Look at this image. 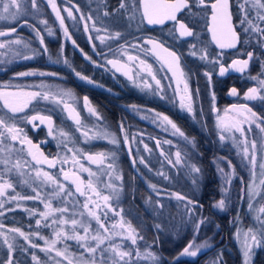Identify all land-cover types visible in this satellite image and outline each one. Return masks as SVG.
Returning <instances> with one entry per match:
<instances>
[{
  "label": "snow or ice",
  "instance_id": "6c2138e0",
  "mask_svg": "<svg viewBox=\"0 0 264 264\" xmlns=\"http://www.w3.org/2000/svg\"><path fill=\"white\" fill-rule=\"evenodd\" d=\"M70 6H65L61 8L56 2V0H46V4L51 8L55 15L56 21L59 23V27L63 32L64 38L72 42L74 47H79L76 41L72 38L69 32L68 26L66 25V20L70 19L74 23L83 22V31L87 34V39L92 46L94 52L104 58L105 65H111L116 71H122L129 80L134 81L133 68L131 64L125 63L119 56H126L127 62L139 61V67L141 71L147 73L151 76L152 80L155 81L156 88L158 92L154 94L163 93L164 88L161 85L160 79H157L156 75L152 70V66L148 64L144 59H141L138 55H132L129 53L128 49H140L144 53L151 52L153 56L156 57L158 61H161L162 65L168 68V71L172 73V78L175 80L177 85V92L179 94L180 85L183 84V94L180 95L179 107L181 110L187 111L189 114L194 116L193 107V96L189 91L187 83V74L185 70L181 67V55L175 50L169 49L166 44L160 40L148 37L143 40L139 38L136 39L135 43H128L125 41L124 44L118 46V53H113V58H108V53L97 51L96 40H99L103 45L107 40H121L122 34L119 31H112L103 24H100L97 17L92 14H85L81 11L80 7L76 5L73 0H67ZM0 5H2V12H0V21H7L10 24L18 25V27H28L31 31L35 33L36 38L39 40V45L43 49V53H47L48 49L45 45L44 36L41 34V30L37 25H44L49 36H52L53 29L48 26L47 19L40 16L42 0H0ZM240 13L242 14L241 24H247L244 28L245 33H256L259 37L261 46L264 47V27L256 24L253 18L250 16L251 11H255L256 19L264 23V0H241L238 5ZM194 8L207 9L208 4L206 0H136L131 6L132 12L139 13L141 20L145 21L148 25H164L166 21H173L177 25L176 31L179 32V38L193 37L195 39L194 30L190 28L185 22L177 19V13L188 10L192 12ZM119 9L128 10V0H120ZM66 13L67 15H63ZM79 14L78 16L76 14ZM28 15L36 16V24L31 23L27 17ZM112 15L109 11L105 10L102 13L103 17H108ZM130 18H134L130 17ZM211 21L212 25L208 28V31L212 34V41L220 48L222 51L216 54L214 59H209V55L206 48L197 50L196 43H190L189 55L197 57L201 61H206L211 64L219 65V75L224 76L229 70H235L238 72H243L248 68L249 62L253 59V52L247 53V59H234L231 64L225 66L221 62V57L224 55L223 49H234L240 41L239 34L235 31L232 26V13L230 11L229 0H214L211 3ZM91 22V27L89 26ZM18 27H8L0 28V64L10 63L17 58L22 60L34 59L37 55L41 54L38 49L32 48V46L23 40L22 37L17 35ZM218 28L220 34L218 35ZM92 32H96L97 35L93 37ZM105 33L101 35L100 33ZM143 45H150V48H144ZM85 60L93 63L96 67H101L103 65L97 63L92 59L87 53L80 49ZM108 51L112 52V48L109 45ZM160 53L165 54L161 56ZM67 64V60L64 61ZM264 66V65H262ZM75 71V69H73ZM19 77L26 76H51L57 75L56 73L44 72V71H23L16 74ZM75 75L82 81L88 84H93L89 77L81 74L80 72H75ZM203 75L207 78L209 85L212 83V72L205 71ZM256 79V77H253ZM135 82V81H134ZM261 88L252 87L244 94L245 100H264V80L259 81ZM144 87L151 89V84L147 81L143 82ZM139 86V85H137ZM40 90L31 91H21L17 93H3L0 92V99H3L4 108L8 112L12 113L11 116L4 118L0 117V165L3 166V173L0 174V216H4L6 212L15 211L16 207H20L19 201L36 200L39 201L44 206L43 211H38L36 209H25L31 216H38L35 219L36 231L25 232L20 227H10L5 228L3 223H0V238H2L3 246L7 248V255L0 264H16L15 262V252L17 250V238H22L27 245L20 246V250L27 253L29 248L39 249L46 253L55 252L57 257H61V260L56 261V264H63V260H68V264H73V261L68 258L67 247L61 249L57 248L56 245L62 241L75 240L80 243V246L85 249L89 254V258L84 262V264H105L107 258L111 259V264H135L132 260L133 252L130 250L122 249L121 244L113 243L112 237L119 235L124 240H129L131 245H137V241L143 240L144 237L140 235L138 230L132 226L129 221L121 220L112 225L113 231L109 233L108 226L101 220V216L95 211L100 205L97 200L104 201V208L112 211L116 215H120L123 209L119 212L112 206L109 201L112 199H119L120 192L122 191V181L123 176L117 169V158L118 154L115 150L112 151H99V152H85L75 144L69 146L68 142L72 141V136L67 131H59V135L63 137L61 143L67 149L71 156L65 155L63 157L49 158L44 155L40 150V146L34 144L31 139L28 138L24 131V128L18 123L19 120H23L28 124H32L33 127H37L34 123L39 120L42 124L46 122L48 126V134L55 138L53 131V119L51 115L34 114L30 116L18 117L16 114L21 113L33 100L40 98L44 101H50L58 106H62V110L68 112L69 118L75 123L76 131L79 132L85 139L84 142L87 143L93 139H106L108 143L114 146V148L120 147V140L108 131H103L99 133L89 134L90 130L84 125L80 119V115L76 112L75 108L68 104V100L72 98V93L64 89H51L45 84L38 86ZM197 95H199V90H197ZM229 95L237 96L239 93L235 87L230 89ZM23 96L27 99L24 104L17 105L10 102L8 97ZM161 99L165 97L160 95ZM211 111L218 112L219 110L215 106V93H211ZM84 104L88 112L95 116L97 120L101 117L92 107H89V101L87 97H84ZM135 107V106H133ZM232 109L238 110L239 115L242 119L233 120L231 123H225L220 117H217L216 127L218 129V139L221 143L228 140L232 141L234 147L237 148V154L241 156V160L244 166L248 168L250 179L248 182L241 179V183L244 187L241 189L247 198L248 210L249 212L255 213V218L259 222V228H248L242 234L237 232V237L240 238L242 235V248L244 254V264H249L251 254L254 248L264 247V139L257 140L254 137H250L249 133L253 132V125L255 128L259 129L260 133H264V118L257 115L252 108L248 105H232ZM152 111V110H149ZM226 112L229 110H225ZM148 118V117H142ZM152 122L157 124V127H161L164 131H169L171 129V135L183 138V140L194 149L196 147L194 139H190L185 135V133L174 123L167 115H162L161 113H155L152 117ZM244 124L248 127L245 128ZM121 131L124 130V125L121 124ZM240 133V137H236L234 133ZM137 136H143L142 133L132 136L131 138L125 133L123 137V143L127 146L128 154L131 158L132 166L135 168L137 163L143 165L149 171H152L149 166L148 159L143 155H140L139 147L135 149V155H133L132 145L143 144L144 151L149 154L152 153L153 149L144 142L142 138L139 140ZM151 139L156 141V147L160 150V156L164 157L167 163L173 168L183 165L190 175H192V183L197 184V177L201 172V169L194 163H191L188 159V152H181L179 149L175 152V159H172L170 154L162 147V144L171 145L173 142L171 140L160 141L155 137ZM67 141V142H66ZM20 145V148H15L16 144ZM242 146V147H241ZM27 150V155L31 157V161L34 162L32 166V171L34 172V177H29L33 180V185L31 187L32 192L35 195H21L16 192L15 186L10 179L5 178L8 174L13 171L24 177L26 175L24 168L25 165L30 164V161L23 160L20 158V153ZM35 149V151H33ZM16 155V159L13 160V156ZM81 159H86L89 164H94L97 166V171L92 170L90 167H85L80 161ZM59 161L61 165L71 162L73 166H78L79 171L65 170L63 167L60 168V174L63 181H67L69 185L74 186L75 191L69 187H66L65 183L54 174L45 171L40 165L46 164L48 168H55L56 163ZM228 171L224 167L218 165V171L224 179V187L221 188L222 198L214 203L213 207L224 211L230 202V186L233 178L236 176V168L233 166L231 160H227ZM80 172L88 173L89 179L85 180L79 174ZM158 176L163 177L165 180L169 179V176L164 171H158L156 173ZM103 175L108 178V182L104 184V187L108 189V193L104 192L99 187L100 183H103L99 177ZM117 181L121 183H116ZM23 183H28V180H23ZM40 185H52L53 192L52 197L60 198L61 205L59 207H54L52 199L43 196ZM149 187L153 189L156 196L159 198L155 201V204L163 209V199L175 197V199L184 202L185 212L184 215L192 221L194 226V233L198 234L201 225L206 222V218L200 217L198 220L194 219L196 216V208L198 202L193 200L191 197L184 195L183 193L171 192L168 193L167 190L158 189L157 185L150 184ZM11 190L14 194H9ZM78 194L84 197V201L80 203L78 200L73 203H80L79 217L77 218V212L74 207H69V200L74 195ZM259 197V200H257ZM13 202H17L15 207H5V205H12ZM91 205V207H90ZM87 216L94 219L99 225V229L91 232L90 234V224L86 222L83 217ZM59 214V215H57ZM107 213H105L106 216ZM162 214V213H161ZM52 225H57L58 227L53 229L54 239L45 238L39 231L41 227L47 228ZM65 225H71L70 229H66ZM155 227L159 230L161 228L160 224H156ZM116 228H120L121 232L114 231ZM79 229H83L84 235H81ZM103 230V232L100 231ZM105 233H109L105 235ZM33 237L43 240L44 247H41ZM90 241H95L91 243ZM204 247L203 244H196L195 237L193 241L189 242L180 252L181 257H196L200 249ZM136 256L140 259L150 261L151 264H158V257L152 251H145L144 253L136 252ZM127 258V259H126ZM31 260L33 264H41L40 259L35 254L31 253ZM214 264H223L222 257L219 258Z\"/></svg>",
  "mask_w": 264,
  "mask_h": 264
},
{
  "label": "flooded vegetation",
  "instance_id": "af4514ba",
  "mask_svg": "<svg viewBox=\"0 0 264 264\" xmlns=\"http://www.w3.org/2000/svg\"><path fill=\"white\" fill-rule=\"evenodd\" d=\"M134 2L136 0H132V3L130 1L129 9L121 10V13L107 10L112 13L108 17L122 16L123 14L124 17L129 19L133 14L131 6ZM212 2L214 0H206L208 4L207 9L194 8L192 12L183 10L177 13V19L185 22L194 30L195 39L193 37L179 38V32L176 31L177 25L173 21H166L164 25H148L145 21L141 20L138 12L136 20L133 19L130 25L120 28L111 26L110 22L107 21L104 25V21L97 17L100 24H103L112 31H119L122 34L121 40L110 41L107 44L102 45L99 40L95 41L97 51L108 53V58H113V53H117L118 55V46L124 44L125 41L135 43L137 38L143 40L148 37L164 42L169 49L175 50L181 55V67L187 74L188 88L193 96L195 118L188 117L179 107L180 95L183 94V84L180 85L178 94L177 85L172 78V73L151 52L144 53L140 49H128L130 54L138 55L152 66L154 74L157 79H160L161 85L164 88L163 93L160 94H154L158 92V89L153 84L155 81L146 72L140 70L138 66L139 61L127 62L126 56L125 58H119L125 63L131 64L135 82L123 75V70L116 71L111 65H105L104 58L93 51L87 39V34L83 31L81 22H73L72 24L70 19L66 20L70 34L79 46L74 47L71 41L64 38L59 23L56 21L55 15L51 10H49L48 15L42 16V18L47 19L48 26L53 29L54 33L52 36H49L45 33L43 27L38 26L41 34L44 36L45 45L48 49L47 53H43L39 40L29 28L28 31H21L22 28L19 27L17 32V35L33 44L41 52V55L46 57V72L57 74L48 76V81L52 84L57 83L58 85H62L65 90L72 93V98L67 102L79 113L82 123L88 129L94 128L93 125H108L112 133L120 135V132H122L127 133L129 136L136 135L134 131H141L139 133L143 134L142 138L144 141L147 144H151L155 151L160 153V150L156 147V141L151 139V137H155L160 140L161 135L158 130H162V128L157 127V124L152 122V117L158 112L162 115H167L188 136L196 139V151L200 152L199 157L201 158V162H204L207 174L206 184L201 192L197 211H203L202 214L206 215L209 223L206 232L202 235H197L195 240L200 238L196 242L207 241V249L198 253L194 259L179 258V264H210L212 261L216 262L219 260L220 257L223 259V264H244L245 258L241 246L242 239L241 237H237V232L239 231L242 234L248 228L255 229L260 227L259 222L255 218V213L248 210V201L245 194L241 192V189L244 187L241 179L245 182L249 181V170L244 166L241 156L237 154V148L233 146L231 140L224 143L219 141L216 119L217 117H221L225 123L242 119L238 110L232 109V105L242 104L248 105L258 116L264 118V100L244 99V94L249 88H261L259 81L264 80V66H262L264 65V47L261 46L256 33L244 32L247 24L240 23L242 14L238 5L241 0H229L230 11L232 13V26L239 34L240 41L234 49H223L224 55L220 59L227 66L234 59H247V53L253 52V59L249 62L248 68L243 72L229 70L224 76H220L219 65L201 61L198 56L189 55L190 43H196L197 50L206 48L209 59H214L216 54L222 51L212 41V34L208 31V28L212 25ZM86 6V3L82 5L84 7L82 11L93 14V16L94 13L101 14L102 11H105L104 9H87ZM250 16L256 24L264 27V23L256 19L254 10L250 12ZM0 28L7 27L0 26ZM217 31L219 35V28ZM91 35L95 37L97 34L92 32ZM109 45L112 48V52L108 51ZM143 47L150 48L151 46L143 45ZM80 49H83L93 60L103 66L96 67L93 63L85 60ZM160 55L165 56L163 53H160ZM65 60H67V64L64 63ZM38 62L36 58L31 60L17 58L10 65L0 64V79L8 77L13 72L16 75L23 71H39L38 69L30 68V66H35ZM13 64H15V67L8 69L9 67L7 66ZM205 71L212 72L211 85H209L207 78L203 75ZM75 72H80L89 77L94 83L88 84L80 80L75 75ZM36 77L39 76L19 77L16 75L17 84L15 88H28V85L25 84L35 83L36 79L34 78ZM253 77H256V79H253ZM144 81L151 84V89L144 87ZM5 86L0 92L8 89L12 90L14 87L12 84H5ZM153 87L155 88L153 89ZM233 87L237 89L239 95H229L230 89ZM53 89L56 88L53 87ZM197 90H199V95H197ZM213 92L215 93V106L219 110L218 112L211 111V93ZM160 95H163L165 98L161 99ZM84 97L88 98L89 107L96 110L101 117L100 120H97L95 116L88 112L84 104ZM8 99L12 103H18L22 100L18 96L8 97ZM225 110L229 111L226 112ZM44 113L51 115L54 122L53 131L56 129L70 131L72 126L76 128L73 120L69 118L68 112L63 111L62 106L61 110L56 109L55 104H52V102L45 106L40 100L32 101L23 112L16 115L18 117L34 114L46 115ZM11 115L12 113L4 108L3 99H0V117L7 118ZM18 123L24 128L28 138L34 144L40 146V150L45 156L55 158L52 135L48 134L46 122L42 124L39 120L35 121L34 123L37 125L35 128L32 124H28L23 120H19ZM121 124L124 125L123 131H121ZM244 127L247 128L248 125L244 124ZM252 136L256 139L258 136H260L259 139H264V133H260L259 129L255 128V125H253ZM16 145L19 144L17 143ZM25 151L27 150L25 149ZM120 155L121 160L126 163L129 169L127 170V176L131 177V189L134 192L138 191L139 193L149 194V186L146 185L145 178H142L147 177V175L142 176L145 174V171L143 169L139 170L138 167L134 168L131 165L126 146L121 148ZM227 160H231L233 166H235L236 176L233 178L230 186V202H228L226 210L221 211L213 207V205L219 194L222 195L221 188L225 185H222L220 179L216 181V177L223 179L218 171V165L224 167L226 171L229 170L227 168ZM42 166L48 167L46 164ZM156 185L166 187V184L162 182ZM257 200H259V197H257ZM249 264H264V247L254 248Z\"/></svg>",
  "mask_w": 264,
  "mask_h": 264
},
{
  "label": "rangeland",
  "instance_id": "374dc122",
  "mask_svg": "<svg viewBox=\"0 0 264 264\" xmlns=\"http://www.w3.org/2000/svg\"><path fill=\"white\" fill-rule=\"evenodd\" d=\"M42 1L44 2V4H46V0H42ZM130 1L132 3V0H128V5L130 4ZM56 2L59 6H61V8L65 7V6H70L67 3V0H56ZM73 2L80 7L81 11L84 9V7H82V5H85V3L87 5L86 6L87 9H93V10H97V9L103 10L104 9L105 10L104 5H103V0H73ZM42 8L43 7H41V13H40L41 17L43 15H45ZM2 10H3L2 5H0V12H2ZM49 10H51L50 7H49ZM117 10H119V9H117ZM122 10H124V9H122ZM51 12H52V10H51ZM102 13H103V11L101 12V14H95L94 13V16L98 17L100 20H103L104 25H105V22L107 21V22H110L111 26H117L119 28L130 25L131 20H133V19L136 20L138 18L137 13H135V14L133 13L132 17L134 16V18H129V19L127 17H124L123 14H122V16L118 15V16H114V17H103ZM62 14L65 16L67 15L66 13H62ZM85 14L87 15L88 13H85ZM76 15L78 16L79 14L77 13ZM25 18L28 20H31V19L37 20L36 16H34V15H28ZM70 21L73 24V21L72 20H70ZM81 23L83 25V22H81ZM0 25L6 27L7 25H11V24L7 21H0ZM89 26L91 27V22H89ZM41 27H43L45 29L44 25H41ZM45 33L47 34L46 29H45ZM94 33L97 34L96 32H94ZM100 34L104 35L105 33L101 32ZM24 41L28 42L32 46V48L36 49L35 46L33 44H31L29 41H26V40H24ZM110 41H114V40H107L105 42V44L110 43ZM40 55L41 54L37 55L35 58L39 59ZM118 55H119V53H118ZM119 58H125V56H119ZM0 59H4V57H0ZM12 62H14V61H12ZM12 62L7 63V64L10 65V64H12ZM43 71L46 72V70H43ZM37 72H39V71H37ZM15 78H16V75L12 74L11 75L12 81L16 82ZM34 79H36V81H34L35 83L25 84V85H28V88L27 87L15 88V86H14L12 88V90H10V89L3 90V93H10V92L11 93H17V92H21V91L40 90L38 88V86L41 85L42 83L49 86L51 89H53V87L56 89H64V87L62 85H58L57 83H55V84L50 83L48 81V76H39V77H36ZM153 84L155 85V82H153ZM154 88L155 87H153V89ZM18 97H20L22 100L18 103L17 102H13V103H15L17 105L24 104L25 100L27 98L23 97V96H18ZM36 100H40L41 103H43L45 106H46V104L50 103V101H44L40 98H37L33 101H36ZM52 104H54V103H52ZM28 106H29V104H28ZM55 106H56V109L61 110V106H58L56 104H55ZM182 112H184L190 118L193 117V115L189 114L185 110H182ZM44 114L49 115V113L48 114L44 113ZM216 123H217V119H216ZM75 127H77V126H75ZM93 127L94 128L89 129L90 135H92L93 133H99V132H103L106 130L109 133L115 135L120 140V147L114 148V146L111 145L110 143H108V141L106 139H99V138L90 140L87 143H85L84 142L85 138L79 132H77L76 128H74L73 126L70 129V131L67 130V132H69L72 136V141L68 142V143H69V146H72V144H75L76 147L81 148L85 152H99V151H112V150H115L117 152V154H118L117 169L120 172V174L123 176V181H122L123 187H122V191L120 192L119 199L117 200L114 198L111 201H109V203L112 204V206L116 209L117 212H119L120 209H123V212L120 215H116L112 211H109V210L104 208V201L98 200L96 197H93V199L97 200V203H99V205H100V207L96 208L95 211L97 212L98 215L101 216V220L108 226L109 233H111L113 231L112 225L114 223L119 222L121 220V217H123L124 220L129 221L132 224V226L138 230L140 235H142L144 237L143 240L138 239L137 245H131V242L129 240H124L119 235L112 237L113 243L121 244L122 249L130 250L133 252L132 260L135 262V264H151L150 261L138 258L136 256V252L144 253L145 251H152L158 257V264H160L162 257L160 255L159 251L163 254H168L176 246L178 247V246L184 245V247H185L189 242L193 241L194 237H197V235H200V234L202 235L203 233L206 232L209 221H208L206 215L202 214L203 211L199 212V211H197V208H196V216L194 217V219L198 220L200 217H204V218H206V222L203 225H201L199 233L195 234L192 221L189 220L184 215V212H185L184 202L175 199V197L164 198L163 199L164 208L161 209L155 204V201L159 198L156 196V193L153 191V189L151 187H149L150 193L145 196V198L143 200V204L148 209V211L155 217V222H152L153 226L149 228V226L141 218L137 217L136 211H138V209L137 208H135L134 210L131 209V205H133L132 202H134V201L130 198L132 181H131V177L127 176V173H128L127 170H129V169L127 168L126 163L123 162L121 160V157H120L121 156L120 155L121 148H124L126 146L123 143V137H124L125 133L120 132V135H117L116 133H112L109 130L108 125H100V126L93 125ZM168 127H169V131H164L163 129L158 130V132H160V135H161L160 141L162 142L164 140H171L173 143L171 145L162 144V147L166 150V152L168 154H170L172 159H175V152L178 149L181 152H188L189 153V157H188L189 161L191 163L196 164L201 169V172L197 177V184L194 185L192 183V175H190L188 173V170L183 165H180V166L173 168L172 166H170L167 163V161L164 159V157L160 156V153L155 151V149L153 148V146L151 144H148V146L153 149L151 154L144 151L143 144H138V145L134 144V145H132V148L134 151L133 154L135 155V149H136V147H139L140 155H143L144 157H146L148 159V163H149V166L151 167L152 171H149L143 165H139V163H137L136 167H138L139 170L143 169L145 171V174H143L142 176L147 175V177H142V178L143 179L145 178V180L147 182L146 183L147 186H149L150 184L156 185L157 183L162 182L163 184H166V187H161L160 185H158L157 186L158 189L167 190L168 193H171V192L183 193L186 196H189L191 198L193 197L192 198L193 200L199 202L201 199V192L203 191V188H204V186L206 184V180H207L206 167L204 165V162L203 163L201 162V158L199 157L200 152L196 151V147L193 149L191 147V145H188L183 140V138L171 135L170 126H168ZM61 130L62 129L54 130L55 138L52 136V145H53V149L55 152V157H63L65 155L71 156V153H68L67 149L61 143V141L63 140V137H61L59 135V131H61ZM63 131H65V130L63 129ZM134 132H135L134 134L137 135V133H139L141 131H138V132L134 131ZM183 132L185 133V135L187 137H189L190 139H194V141L197 142L195 138L188 136V134L185 131H183ZM217 132H218V129H217ZM234 134L236 137H238V138L240 137V133L236 132ZM249 136L253 137L252 133H249ZM129 137L131 138L132 135H130ZM139 137L142 138L141 136H137L138 140L140 139ZM259 138H260V136H258L257 139L260 140ZM144 142L147 143L146 141H144ZM15 148L18 149V148H20V146L15 145ZM126 150H127V146H126ZM19 155H20V158H22L23 160H27V161L31 162L30 164L25 165L24 171H25L26 175L24 177H21L13 171L12 173L8 174L5 178L10 179L13 182L15 189H16V192L20 193L21 195H35L31 190V187L33 185V180L29 178L30 176L34 177V172L32 171V166L34 165V162H32L31 157L27 155V151H24V152L20 153ZM16 158H17L16 155H14L13 160H15ZM129 160L131 163L130 156H129ZM80 162L82 164H84L85 167H90L94 171L98 170L96 165L89 164V162L86 159H81ZM131 165H132V163H131ZM39 167L43 168L45 171H48V172L54 174L57 177H59L61 179V181L65 183L66 187L71 188L73 190V192L75 191L74 186L69 185L67 181H63V178H62L59 170L61 167H63L65 170H73V171L78 172L79 171L78 166H73V164L71 162L61 165V163H59V161H57L55 168L43 167L42 165H40ZM3 171H4L3 166L0 165V174H2ZM158 171H164L169 176V179L165 180L163 177L158 176L156 174ZM79 174L85 180V182L89 179L88 173L80 172ZM99 179L103 182V183L99 184V187L104 192V194H107L109 190L104 187V184L108 182V178L106 176L101 175L99 177ZM219 179H220L222 185H224V179H222L220 177H216V181H218ZM23 180H28V183H23ZM116 183L119 184L121 182L117 181ZM53 187L54 186H52V185H40V189H41L43 196L51 198L54 207L62 206L60 198H56V197L51 196V194L53 192ZM23 190H25L24 193L22 192ZM9 194H14V193H12L11 190H9ZM194 195H196L195 198H194ZM221 198H222V195L219 194L215 203ZM67 199L69 200L68 206L75 208V210L77 212V218L80 219V217L78 215L80 210H81L80 203H82L85 198L76 194L73 197L67 198ZM76 200H78L80 203H73ZM16 203L17 202H13L12 205L6 204L5 207L6 208L10 207V206L15 207ZM18 203L20 204V207H16L15 211L6 212L4 216H0V223H3L5 225V228H10V227L22 228L21 226H17V225L19 224V221H20L18 219H21L20 216H24L26 219L25 220V229L22 228V230H24L25 232L36 231L37 229L35 226V219L39 218V217L38 216H31L30 217L29 213L27 211H25V209L27 208V209H36L38 211H43L44 210L43 204H41L39 201H36V200L19 201ZM90 207H91V205H90ZM105 213H107L106 216H105ZM200 214H202V215H200ZM57 215H59V214H57ZM17 217H18V219H17ZM83 219L90 224V234H91V232H94L95 230L99 229V225L96 223V221L94 219L89 218L86 213H85V216L83 217ZM156 224L161 225V228L159 230L155 227ZM56 227H58V226L52 225L51 227H47V228L41 227L39 229V231L45 238L54 239L55 236H54L53 229ZM65 228L70 229L71 225H65ZM100 231L103 232L102 229H100ZM114 231L121 232L122 230L120 228H116ZM79 232L81 235H84L83 229H79ZM109 233H105V235H108ZM191 233H192V235H191ZM33 239H35L36 242L41 247L45 246L43 240L37 239L35 237H33ZM199 239L200 238L196 239L195 243L204 245V247H202L200 249V251H199V253H200L201 251L207 249V241L196 242ZM241 239H242V235H241ZM90 242L95 243V241H90ZM16 243H17V251L20 252L21 256H30V260H31V253L35 252V254L40 259L41 264H56V261L62 259L61 257H57L55 255V252L46 253L44 251H40L39 249H31V248H29L27 250V253L24 251H21L20 246H24L25 248L27 247V245L25 244V242L22 238H17ZM241 246H242V242H241ZM56 247L61 248V249L67 247L68 254H69L68 258L73 261V264H84V262L89 258V254L85 251V249L83 247L80 246V243H77V241H75V240L62 241L61 243H58L56 245ZM184 247H182L180 249V251L176 255L175 259H179V258L194 259L195 257H186V256L181 257L179 255ZM0 248L4 249L6 251V254H7V248H6V246H3L2 238H0ZM24 262L26 263V262H28V260H25ZM30 262H31V264H33L32 260ZM63 264H68V260H63ZM105 264H111V259L107 258L105 261ZM210 264H214V261H212Z\"/></svg>",
  "mask_w": 264,
  "mask_h": 264
},
{
  "label": "trees",
  "instance_id": "16d2710c",
  "mask_svg": "<svg viewBox=\"0 0 264 264\" xmlns=\"http://www.w3.org/2000/svg\"><path fill=\"white\" fill-rule=\"evenodd\" d=\"M119 4H120V0H104L103 1V5H104L105 10H109V11H119L120 12V10H122V9H119ZM41 7H43L42 10L45 14L43 16L48 15L49 14V7L46 4H44L43 1H42ZM117 9H119V10H117ZM116 16H118V15H116ZM29 21L33 24H36L35 19H31ZM37 26L41 27V25H37ZM2 27H4V26H2ZM6 27L7 28L8 27H18V25L11 24V25H7ZM18 30H19V27H18ZM23 30L28 31V27H22L21 31H23ZM38 61L39 62L35 66H30V68H33L35 70L38 69L39 71H43V70L47 71L46 57L43 55H40V58L38 59ZM7 67H9L8 69L13 68V67H15V64H13L11 66H7ZM12 74H15V72L11 73L6 78L0 79V90L6 87L5 84H12L14 86L17 84V82L12 81V79H11ZM22 192L24 193L25 190H23ZM146 195L147 194L139 193L138 191L134 192L133 189H131L130 198L134 201V202H132L133 205H131V209L134 210L135 208H137L138 211H136V216L141 218L150 228L153 226L152 222H155V217L148 211V209L143 204V200H144ZM195 197H196V195H194V198ZM20 217H21V219H18V217H17V219L20 220L19 224L17 226H21L23 229H25V220L26 219L24 216H20ZM191 235H192V233H191ZM182 247H184V245L178 246V247L176 246L168 254H163L159 251V253L162 257L160 264H179L178 259H175V257ZM6 255H7L6 251L4 249L0 248V261H3L6 258ZM14 256H15L16 264H31L30 256H21L20 252L17 250H16ZM25 260H28V262L25 263L24 262Z\"/></svg>",
  "mask_w": 264,
  "mask_h": 264
}]
</instances>
